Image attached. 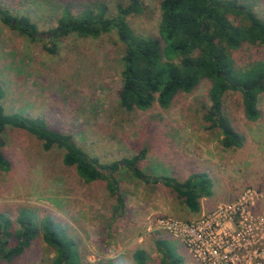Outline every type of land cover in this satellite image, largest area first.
<instances>
[{"label": "rangeland", "instance_id": "rangeland-1", "mask_svg": "<svg viewBox=\"0 0 264 264\" xmlns=\"http://www.w3.org/2000/svg\"><path fill=\"white\" fill-rule=\"evenodd\" d=\"M109 1L111 15L117 5L132 3L126 17L132 30L159 37L160 0ZM235 1L264 20V0ZM7 6L0 2L1 9ZM21 9L38 32L50 35L21 34L0 19L5 113L41 118L50 129L70 134L77 146L103 165L104 174L116 179L120 196L129 200L120 203L105 179L84 182L75 166L64 162L65 148L54 145L44 150L31 131L8 125L0 131V149L8 161L0 167L1 226L7 219L14 230L19 229L17 218L24 215L34 221L50 217L76 243L79 264L105 260L135 264L136 251L144 252V264H160L164 255L155 244L159 238L173 241L172 251L183 264H198L180 240L158 228V218L193 221L213 213L220 204L237 202L247 190L259 194L252 199L254 216L264 214V81L255 121L244 114L243 91L231 89L222 95V114L243 140L225 147L220 129L204 117L211 105L208 78L191 91L174 92L167 107L154 100L147 108L126 110L118 100L126 45L115 29L98 37L55 31L58 22L49 12L32 3H22ZM231 57L235 69L246 70L264 60V43L244 44ZM133 157L135 162H126ZM114 162L117 168H109ZM197 172L207 174L212 186L211 194L200 199V211L194 213L162 180L184 182ZM105 212L112 222L120 220L122 227L147 230L112 233L108 229V235L98 230L93 237L85 228L88 220L107 227ZM139 235L141 242L130 243ZM43 239L40 231L20 254L9 261L0 259V264H52L55 250Z\"/></svg>", "mask_w": 264, "mask_h": 264}, {"label": "trees", "instance_id": "trees-1", "mask_svg": "<svg viewBox=\"0 0 264 264\" xmlns=\"http://www.w3.org/2000/svg\"><path fill=\"white\" fill-rule=\"evenodd\" d=\"M1 1L8 6L4 9L0 7V19L21 34L34 36L37 32L31 17L22 13V3H32L37 9L49 12L58 22L55 31L98 37L115 29L126 45L122 85L118 91L119 104L126 110L147 108L154 100L167 107L174 92L191 91L202 78H208L211 82L208 90L211 105L204 117L220 129L225 147L237 146L243 141L242 135L234 131L222 114V95L225 91H243L246 118L255 121L260 116L257 95L263 86L264 60L253 62L246 70H238L234 68L231 52L247 43H264V20L251 8L235 0H160L159 37L141 36L132 30L126 20L132 3L126 7L117 5V12L111 15L109 0ZM164 55L166 61L163 60ZM3 95L0 86V131L14 125L31 131L42 141L44 150L54 145L65 148L64 162L74 165L84 182L105 179L110 194L122 202L116 179L104 174L101 170L103 165L96 163L77 146L70 134L50 129L41 118L6 114L1 102ZM135 158L126 159V162L133 163ZM7 164L0 149V167ZM117 166L118 162H114L109 168ZM162 181L176 191L194 213L201 209L200 199L211 194L212 182L204 172L193 173L184 182L171 178H163ZM4 220L0 225V259L11 260L42 231L43 240L55 250L52 264H79L76 243L50 217L34 221L29 216H19L20 227L15 230L10 220ZM10 242L14 244L10 245ZM155 244L164 255L160 264H183L172 251L169 240L159 238ZM133 256L135 264H144V252L136 251ZM98 264L125 263L105 260Z\"/></svg>", "mask_w": 264, "mask_h": 264}, {"label": "built area", "instance_id": "built-area-1", "mask_svg": "<svg viewBox=\"0 0 264 264\" xmlns=\"http://www.w3.org/2000/svg\"><path fill=\"white\" fill-rule=\"evenodd\" d=\"M256 192L247 190L237 202L183 222L158 218V228L185 245L198 264H264V214L250 209ZM264 213V212H263Z\"/></svg>", "mask_w": 264, "mask_h": 264}, {"label": "crops", "instance_id": "crops-1", "mask_svg": "<svg viewBox=\"0 0 264 264\" xmlns=\"http://www.w3.org/2000/svg\"><path fill=\"white\" fill-rule=\"evenodd\" d=\"M122 197V199L124 200V201H128L129 199L128 198H126L124 195H122L121 196ZM93 215V214H92ZM92 215H90L89 217H92ZM122 215H123V213H122ZM104 216H105V218L108 220V226L107 227H101V225H99L98 223H96V222H94V221H92V220H88V223H87V227H85L86 229H88L90 232H91V234H92V236L94 237V232H97L98 230H100V231H105L104 232V234L105 235H108V233H107V230L109 229L110 231H112V233L114 232H116V230L118 229L119 230V232L120 231H123V230H125V232H127V231H130L131 232V230H134V231H137V230H142V232L143 231H146L147 230V228L145 229V227H122L123 226V224H122V222L120 221V220H117V221H115V222H112V219H110V215H109V213L108 212H105V214H104ZM123 217V216H122ZM142 217L140 216L139 217V219H141ZM145 222H147V219H145L144 220ZM141 223V222H140ZM129 225V224H128ZM138 231V232H139ZM136 233V232H135ZM145 233H141L140 235H144ZM132 235H133V233H132ZM138 236L137 238H131V241H130V243H133V244H136V242H141V240H142V237L141 236ZM128 237V236H127ZM134 237V236H133ZM128 240H130L129 238H127L126 239V241H128ZM169 241H170V243H173V241H171L170 239H168Z\"/></svg>", "mask_w": 264, "mask_h": 264}, {"label": "water", "instance_id": "water-1", "mask_svg": "<svg viewBox=\"0 0 264 264\" xmlns=\"http://www.w3.org/2000/svg\"><path fill=\"white\" fill-rule=\"evenodd\" d=\"M52 34H54V33H52ZM35 35H36V36H39V37H43V36H46V37H47V36L50 35V33H42V32L40 33V32L37 31V32L35 33Z\"/></svg>", "mask_w": 264, "mask_h": 264}]
</instances>
